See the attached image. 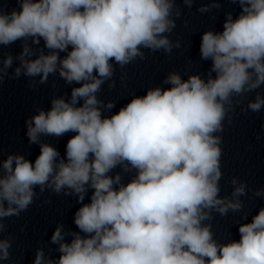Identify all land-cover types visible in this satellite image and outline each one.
<instances>
[{"label": "clouds", "instance_id": "obj_1", "mask_svg": "<svg viewBox=\"0 0 264 264\" xmlns=\"http://www.w3.org/2000/svg\"><path fill=\"white\" fill-rule=\"evenodd\" d=\"M183 2L191 7L193 0ZM230 2L239 4V15L227 13L222 32L201 36V59L211 61L206 77L171 72L164 81L171 87L150 88L111 115L102 109L110 111L113 103L97 93L112 80L114 64L123 69L143 60L142 49L170 54L180 47L167 35L176 27L173 14L181 15L175 0H16L11 10L0 6V45L23 42L14 78L39 76L30 81L35 87L58 72L67 84L79 85L70 99L53 98L49 110L38 109L25 121L29 143L39 144L34 162L21 154L0 161V233L5 218L28 210L37 187L76 195L81 204L74 218L79 232L64 233L59 225L51 236L58 260L45 259L39 249L34 264H264V207L240 224L238 241L218 242L206 223L213 212L226 216L244 207L240 197L251 189L236 177L231 196H220L217 133L225 119L232 123L245 95L264 86V0ZM219 7L213 0L198 10ZM29 40H43L44 48L34 52ZM12 64L8 55L0 84ZM262 109L264 95L257 93L241 110ZM68 133L74 135L63 156L40 141ZM117 167L134 172L127 183L120 173L110 175ZM251 191L264 197V189ZM11 248V237L0 239V262L10 259Z\"/></svg>", "mask_w": 264, "mask_h": 264}]
</instances>
